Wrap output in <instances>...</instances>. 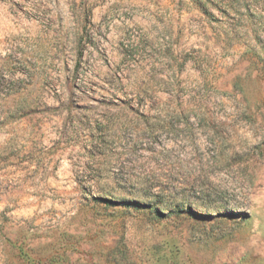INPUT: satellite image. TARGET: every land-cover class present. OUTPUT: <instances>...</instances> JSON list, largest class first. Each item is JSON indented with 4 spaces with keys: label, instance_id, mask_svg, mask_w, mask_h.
Instances as JSON below:
<instances>
[{
    "label": "rangeland",
    "instance_id": "1",
    "mask_svg": "<svg viewBox=\"0 0 264 264\" xmlns=\"http://www.w3.org/2000/svg\"><path fill=\"white\" fill-rule=\"evenodd\" d=\"M0 264H264V0H0Z\"/></svg>",
    "mask_w": 264,
    "mask_h": 264
}]
</instances>
